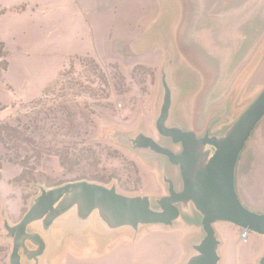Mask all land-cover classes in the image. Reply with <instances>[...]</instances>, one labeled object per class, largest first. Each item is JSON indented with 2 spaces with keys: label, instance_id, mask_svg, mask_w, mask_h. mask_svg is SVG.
I'll use <instances>...</instances> for the list:
<instances>
[{
  "label": "rangeland",
  "instance_id": "rangeland-1",
  "mask_svg": "<svg viewBox=\"0 0 264 264\" xmlns=\"http://www.w3.org/2000/svg\"><path fill=\"white\" fill-rule=\"evenodd\" d=\"M0 42V125L34 144L0 145V264L12 250L4 221L16 224L40 187L100 182L148 195L153 207L168 195L163 176L181 188L177 166L130 143L141 132L180 151L155 128L163 71L173 96L167 123L197 136H223L264 88V0H0ZM21 165L34 183L15 181ZM235 187L264 213V118L239 156ZM189 208L171 226L137 232L56 224L40 264H184L204 236ZM213 226L218 264L264 256L263 235Z\"/></svg>",
  "mask_w": 264,
  "mask_h": 264
},
{
  "label": "water",
  "instance_id": "water-1",
  "mask_svg": "<svg viewBox=\"0 0 264 264\" xmlns=\"http://www.w3.org/2000/svg\"><path fill=\"white\" fill-rule=\"evenodd\" d=\"M161 84L162 102L155 128L161 137L179 144L181 150L176 153L141 132L130 143L133 148L162 155L177 166L181 190L176 191L174 181L163 176L168 195L155 199L153 207L148 195L127 196L118 193L114 186L87 180L70 181L50 189L40 187L39 195L16 224L4 221L5 236L12 240L9 264H23L24 260L40 264L47 249L45 238L56 224L64 228L77 221L94 234L104 235L122 229L137 232L147 225L171 226L180 214H192L190 204L201 216L204 236L192 245L184 264H218L220 240L213 226L216 222H227L264 236V213L246 207L235 187L239 156L264 118V88L225 134L216 137L210 136L208 130L197 136L193 131L170 126L167 122L173 96L165 71ZM258 264H264V256Z\"/></svg>",
  "mask_w": 264,
  "mask_h": 264
},
{
  "label": "trees",
  "instance_id": "trees-1",
  "mask_svg": "<svg viewBox=\"0 0 264 264\" xmlns=\"http://www.w3.org/2000/svg\"><path fill=\"white\" fill-rule=\"evenodd\" d=\"M5 58V52H4V47L3 44L0 42V60H3ZM18 140L23 144H26L28 146L34 145L33 141L30 138H27L25 135L21 134L16 129L9 128L6 125H0V145H6L7 143H11L13 140ZM23 168L21 175L16 178L15 181L21 182L22 180H27L29 183H34L35 182V177L32 172H27L24 170L26 168L24 165H21ZM98 184L100 182H97Z\"/></svg>",
  "mask_w": 264,
  "mask_h": 264
},
{
  "label": "flooded vegetation",
  "instance_id": "flooded-vegetation-1",
  "mask_svg": "<svg viewBox=\"0 0 264 264\" xmlns=\"http://www.w3.org/2000/svg\"><path fill=\"white\" fill-rule=\"evenodd\" d=\"M179 145V144H178ZM179 147H180V150H181V146L179 145ZM181 180V179H180ZM175 184V183H174ZM182 185V184H181ZM175 189H176V186H175ZM181 190V188L179 189V190H177L176 189V191H180Z\"/></svg>",
  "mask_w": 264,
  "mask_h": 264
},
{
  "label": "built area",
  "instance_id": "built-area-1",
  "mask_svg": "<svg viewBox=\"0 0 264 264\" xmlns=\"http://www.w3.org/2000/svg\"><path fill=\"white\" fill-rule=\"evenodd\" d=\"M244 231H245V230H244ZM243 235H244V237L247 236V232H244Z\"/></svg>",
  "mask_w": 264,
  "mask_h": 264
}]
</instances>
